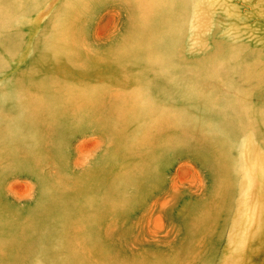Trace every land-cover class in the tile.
<instances>
[{"label": "rangeland", "instance_id": "rangeland-1", "mask_svg": "<svg viewBox=\"0 0 264 264\" xmlns=\"http://www.w3.org/2000/svg\"><path fill=\"white\" fill-rule=\"evenodd\" d=\"M0 0V264H264V0Z\"/></svg>", "mask_w": 264, "mask_h": 264}, {"label": "bare ground", "instance_id": "bare-ground-1", "mask_svg": "<svg viewBox=\"0 0 264 264\" xmlns=\"http://www.w3.org/2000/svg\"><path fill=\"white\" fill-rule=\"evenodd\" d=\"M34 1H35V0H28V2H26L25 4H28V3H30V4H31V3H35Z\"/></svg>", "mask_w": 264, "mask_h": 264}]
</instances>
